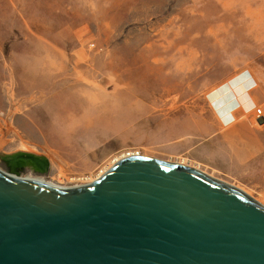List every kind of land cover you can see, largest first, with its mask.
I'll list each match as a JSON object with an SVG mask.
<instances>
[{"label":"rangeland","instance_id":"374dc122","mask_svg":"<svg viewBox=\"0 0 264 264\" xmlns=\"http://www.w3.org/2000/svg\"><path fill=\"white\" fill-rule=\"evenodd\" d=\"M251 94L259 101L250 113L263 119L264 0H0L7 173L4 157L31 153L48 170L20 177L74 188L139 153L264 205V186L208 172L192 156L212 117L232 119Z\"/></svg>","mask_w":264,"mask_h":264},{"label":"water","instance_id":"95a60500","mask_svg":"<svg viewBox=\"0 0 264 264\" xmlns=\"http://www.w3.org/2000/svg\"><path fill=\"white\" fill-rule=\"evenodd\" d=\"M4 158L0 264H264V205L201 170L128 156L62 188L19 176L45 157Z\"/></svg>","mask_w":264,"mask_h":264},{"label":"crops","instance_id":"0c3cea01","mask_svg":"<svg viewBox=\"0 0 264 264\" xmlns=\"http://www.w3.org/2000/svg\"><path fill=\"white\" fill-rule=\"evenodd\" d=\"M251 98L252 105L236 110L233 120L213 116L210 135L201 140L198 153L192 156L208 172L248 186H264V122L250 113L259 101L254 94Z\"/></svg>","mask_w":264,"mask_h":264},{"label":"bare ground","instance_id":"6f19581e","mask_svg":"<svg viewBox=\"0 0 264 264\" xmlns=\"http://www.w3.org/2000/svg\"><path fill=\"white\" fill-rule=\"evenodd\" d=\"M126 156H127V157H128V156H132V154H128V155H126ZM127 157H124V158H127ZM124 158H121V160L124 159ZM119 161H120V160H119ZM117 162H118V161H117ZM117 162H116V163H117ZM36 180H37V179H36ZM39 181H42V180H39ZM42 182H44V181H42ZM88 184H90V183H88ZM86 185H87V184H86Z\"/></svg>","mask_w":264,"mask_h":264},{"label":"built area","instance_id":"2783aa9c","mask_svg":"<svg viewBox=\"0 0 264 264\" xmlns=\"http://www.w3.org/2000/svg\"><path fill=\"white\" fill-rule=\"evenodd\" d=\"M133 155L132 156H140V154L139 153H132ZM103 176V175H102ZM101 177V176H100ZM99 177V178H100ZM96 181V180H95ZM93 183V182H92Z\"/></svg>","mask_w":264,"mask_h":264}]
</instances>
